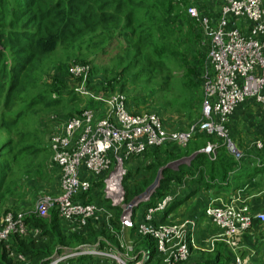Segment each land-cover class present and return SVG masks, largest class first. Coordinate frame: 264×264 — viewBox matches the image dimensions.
Here are the masks:
<instances>
[{
  "label": "built area",
  "instance_id": "built-area-1",
  "mask_svg": "<svg viewBox=\"0 0 264 264\" xmlns=\"http://www.w3.org/2000/svg\"><path fill=\"white\" fill-rule=\"evenodd\" d=\"M219 1L214 26L209 19L200 17L196 7L187 9L190 19L197 21L210 37V68L202 79L199 124L168 133L156 113L129 111L128 100L122 94L95 96L85 87L77 90L78 96L97 103L104 113L99 116V110L85 107L77 115L53 119L48 151L51 166L59 171L55 200L59 220L71 233H84L90 223L99 221L101 213L108 209L88 198L94 184L100 182L101 201L110 202V208H120L122 212L117 221L120 231L115 232L108 224L106 230L122 242L112 246L98 239L90 247L63 250L47 264H189L198 218L173 225L159 224L157 216L169 207L173 197L167 194L153 201L156 188L125 204L124 163L167 142L184 148L199 134L220 140L236 162L242 159L244 153L229 138V123L237 108L247 101L256 103L264 114V0ZM90 70V65H76L68 69V74L84 80ZM263 147L261 141L255 142L256 150ZM216 149L217 143H208L201 153L212 157ZM141 203L146 205L138 214L135 208ZM51 208L52 202L47 199L36 213L46 218ZM203 217L219 230V239L227 245L248 233L254 220L264 222V213L253 214L247 204L235 201L225 204L211 200ZM129 228L142 245L136 247L124 240L123 231ZM27 234L23 215L7 213L1 219L0 245L9 249L10 237ZM233 264L243 263L235 258Z\"/></svg>",
  "mask_w": 264,
  "mask_h": 264
},
{
  "label": "trees",
  "instance_id": "trees-1",
  "mask_svg": "<svg viewBox=\"0 0 264 264\" xmlns=\"http://www.w3.org/2000/svg\"><path fill=\"white\" fill-rule=\"evenodd\" d=\"M177 1L0 0V133L7 136L0 141V210L4 207L5 214L11 213L15 217L18 215L16 209L9 208L8 204L3 207L2 205L18 194L16 189L22 188L21 183L15 185L16 181H24L31 177V172L36 168L35 160L43 151L42 147L34 145L29 140L31 137L34 140L36 136L29 134L24 120L37 107L44 109L42 104L52 94L61 97L62 84L56 79L44 85L43 90H39V84L42 82V64L46 59L48 60L60 47L69 49L74 54L77 52L76 56L92 54L98 56L112 51L114 53L110 60L113 61L114 73L106 80V89L119 85L120 87L115 89L122 92V88L126 87L129 80L141 77L146 82L159 79L158 86L163 89L170 81L168 64L177 63L180 56L185 59V54L180 49L183 30L182 27H178V21L182 12ZM209 1L211 4H206L207 12L209 9V13H212L213 7L219 12L220 1ZM185 14L190 19L187 9ZM188 59L187 56L185 61ZM200 66V69H192L189 73L197 75L196 71H199L202 74L201 63ZM60 69L63 70L64 66ZM197 78V83L188 80L189 90L195 91L198 86L201 89L202 79ZM102 79L105 80L104 75ZM53 104L57 106L59 103L47 101L45 107L49 108ZM87 107L97 110L93 102ZM127 107L130 111L129 102ZM203 138L207 136L196 135L189 141L192 144L188 149L177 156L173 151L157 147L135 159L144 158L152 151L156 160H159L160 155L166 163L191 157L200 149L198 141ZM257 151L255 155L258 158V155L264 154V147ZM213 157L197 153L189 165L180 164L177 169H162L161 183L153 195V201L172 193L173 190L169 188L172 182L197 183L208 189L210 185L225 184L231 174L236 175L235 180L243 181L239 189L243 193H250V189L257 185L253 183L255 175L264 173V166L241 173L236 161L222 144H217ZM161 164L162 159L161 163L146 166L148 171L153 172L151 178H154L157 170L164 166ZM131 174V171L126 172L125 182L131 178ZM149 181L125 188V202L139 196ZM101 187L100 182L94 184L88 201H92L93 198L98 201L97 196L101 194ZM189 196L191 194L174 200L160 215L161 220L158 223L163 224L166 217ZM248 206L252 212L250 205ZM43 219L37 213L35 216L24 218L27 227L37 230L39 236L36 239L26 236L10 237L9 249L5 245H0V264H47L53 255L60 254L64 248L73 244L72 237L81 238L77 235L71 237L64 235L63 224L56 210L50 212L48 222ZM89 225L91 226V223ZM96 233L105 235V231L101 229L88 234V239H92ZM108 237L112 238L109 234ZM152 245L150 243L154 252ZM228 254L227 245L217 243L213 251L201 253L198 261L193 264H230Z\"/></svg>",
  "mask_w": 264,
  "mask_h": 264
},
{
  "label": "rangeland",
  "instance_id": "rangeland-1",
  "mask_svg": "<svg viewBox=\"0 0 264 264\" xmlns=\"http://www.w3.org/2000/svg\"><path fill=\"white\" fill-rule=\"evenodd\" d=\"M177 3L180 5V11L182 12L178 21V27H182L183 30L182 39L180 40V49L181 52L185 54V59L187 56L189 59L185 61V59L180 56L178 57L179 59L177 63L170 62L168 64L171 74L169 77L170 81L169 85L165 86L163 89L158 86V83H160L159 79L146 82L142 77L137 80H129L128 84H126V87L124 89L122 88V92L115 89V87H120L119 85L114 86L112 89H106V80L113 76L114 73V69L112 67L113 61L110 60L114 53L112 51L105 55L98 54V56H96L97 54L94 56L93 54L76 56L77 52L74 54L71 50L60 47L48 58V60L46 59V61L42 64V82L39 84V90H43L44 85L52 83L53 79L58 80L62 84L61 97H58L57 94H52V96L47 99L46 102L53 100L59 104L57 106H54L53 104L51 107L47 108L45 107L46 102H44L42 104L44 109H41L40 106L37 107V109L34 110L35 113L33 114V111L24 120V123H27L26 126L29 134L31 136H36L34 140L33 137H31L29 140L32 141L34 145L42 147L43 151L39 153L35 160L36 168L31 172V177L24 181L18 180L15 182V185L17 186L21 183V185H23L22 188L19 190L16 189V193L18 194H16L15 197L8 199L6 203L4 202L2 207L8 204L9 208L16 209L18 214L23 215L24 218H28L33 215L35 216L37 208L44 200L50 199L52 202V208L48 212V217L43 219V221L45 220L47 222L50 219V212L57 209L55 200L58 196L59 171L50 164L48 140L50 134L54 131L53 119L56 117H61L62 115L77 114L81 109L87 107L90 104L91 101L78 96L77 90L80 88L85 87L89 89L95 96L101 95L102 97H110L116 94H122L127 98L134 111H148L160 115V117L164 119V122L167 126L165 130L168 133L174 131L182 132L187 130L191 125L200 123L202 113V91L199 86L198 89H196L197 91H194L193 89L189 90L188 80L197 83V77H201V79H203L206 72L209 71L210 67L207 56L210 49V37L202 31L197 21L188 19L185 16V11L188 9L187 7H196L200 17L209 19L213 26L214 22L219 16V12H217L216 8L214 7L212 13H209V9L207 12L206 4H211L209 0H178ZM200 6L203 8L199 9L198 7ZM242 22L243 21H239V24ZM84 60L85 62H83ZM200 63L202 64V74L199 71H196L197 75L190 74V70L201 68ZM76 65H90L91 70L87 79L77 80L68 74V69ZM61 66H64L63 70L60 69ZM103 75L105 80L102 79ZM67 93H70V95H67ZM94 105L97 107L98 111V104L94 103ZM246 105L250 106V104ZM243 108L246 109L245 107ZM249 108L252 109L251 107ZM242 112L243 111H241V113ZM103 113L104 111L100 109L99 116ZM250 113L251 117L244 115L236 116L235 119L229 123V138H231L232 142L239 148H242L245 143L255 139L261 140L262 143L264 142V123L260 120L259 116H254V111ZM6 138V135L0 133V141ZM208 143L221 144L222 142L213 137L203 138L201 141H198L200 149L196 153H200L203 149H205V146ZM191 144L192 142H188L185 147L182 148L172 144L171 142H167L159 149H168L169 151H173L174 155L177 156L183 150L188 149L189 145ZM153 152L154 151L150 152L144 158L134 161V163H124V168L127 171L132 172L131 178L127 180V182H125L123 178L122 189L124 196L126 192L125 188H131L135 184L143 181L150 180L145 190L135 198L140 197L153 188H156L157 190L162 179V172L160 170L164 167L173 168L171 167L172 164L182 159L188 158L183 157L179 160L166 163V161L160 155L159 160H156L153 156ZM161 159V165L164 166L157 170L154 178H151L153 172L148 171L146 166L150 165L151 163H161ZM236 163L238 168L241 170V173H244L246 170L252 171L257 167L262 168L264 166V154L258 155V158L255 154H247L246 156L243 154L242 159ZM125 176L126 173L124 177ZM230 176L233 175L231 174ZM186 184L188 183L175 181L170 184L169 188H171L173 191H176L177 188L181 186H185L186 188ZM256 190L251 191L252 194H254ZM101 197L102 196L99 193L97 196L98 201L95 198L94 202H99L100 205L105 207L103 209L108 210L103 211L100 215L99 221L91 223V226L89 225L84 233H71L63 230L64 235L67 237H71L72 235H77L78 237L81 236V238L72 237L73 244L71 246H67L64 248V250H76L90 247L98 239H102L106 244L112 246L120 245L122 241H116V239H114L112 236V238L108 237L109 233L106 232L107 230L103 227V225L108 224L111 229L120 231V225L117 221L118 217L122 213L121 209L116 207L110 208L108 205L110 202H108V204L106 201L101 202ZM129 202L130 201L125 202V204H128ZM145 205L146 204L141 203L137 208H135L136 213L140 214ZM5 210L6 209H4V207L0 210V221L6 213ZM174 212L175 210H173L170 214ZM175 223L177 222L171 221L170 219L166 220V222L163 224L173 225ZM101 229L105 231V235L96 233L92 239H88V234L94 233L95 231ZM123 238L129 243L135 244L136 247L142 245V242H139L134 237V231L132 228H129L128 231H123ZM205 250L206 251L196 252L207 253L208 248H205ZM192 252L194 251H191L189 260L192 256ZM189 264L191 263L189 262Z\"/></svg>",
  "mask_w": 264,
  "mask_h": 264
},
{
  "label": "crops",
  "instance_id": "crops-1",
  "mask_svg": "<svg viewBox=\"0 0 264 264\" xmlns=\"http://www.w3.org/2000/svg\"><path fill=\"white\" fill-rule=\"evenodd\" d=\"M246 104H250V106ZM243 107H245L246 109H244ZM249 107H251L254 110L250 109ZM130 111L136 112L132 107L130 108ZM241 111L243 112L241 113ZM252 111H254V116L255 117L259 116L260 120L263 121L264 123V114L261 111L260 107L253 101H248V103L241 104L237 108L234 115L231 117L230 122L233 121L236 116L244 115L247 117H251L250 112ZM158 116L160 117V115ZM160 118L162 120V124L165 129L167 126L164 122V119L162 117ZM257 141H261V140L259 139L251 140L250 142L245 143L242 148H239L237 145L236 147L239 150H241L244 153V155L255 154V152H258L255 148V142ZM196 154L197 153H195V155ZM137 160L138 159H134L128 162L130 164V163H134V161ZM191 160H187L186 161L187 163L186 162L183 163L189 165ZM179 164L177 165L173 164L172 169H177ZM232 175L233 176H231L230 179L227 180L225 184H222L220 186L210 185L208 189H205L202 184L188 183L186 184L187 185L186 188L185 186L178 187L176 191H173L172 193L169 194L173 197V201L184 198L186 194L187 195L191 194V196H189L182 205H180L178 208L175 209L174 213L166 217V220L171 219V221H175L177 223H182L186 220H190L195 217L198 218L197 226L195 228L194 236H193L195 249L192 250L194 252H192V256L189 260L191 264H193L195 261H198V258L201 254L196 251H206L205 248H208L207 253H209L213 251L215 244L224 242L222 241V239H219L220 236L219 230L210 223L204 221L202 217L205 207L208 205V203L211 200H216L219 203L222 202L225 204H229L232 201H235L237 204L244 203L250 205L252 212H254L255 214L264 213V173H258L257 175H255L253 183H256L257 185L252 190L250 189V191H254L257 189L254 194H252V192L243 193L241 189H239L240 184L243 181L239 179L238 181L235 180L234 177L236 175L234 174ZM92 201H95V198H93ZM160 220H161L160 216H157L156 221L158 222ZM106 225L107 224H104L103 227L106 228ZM67 228H68L67 226L66 227L64 225L62 226V229L64 231H67ZM114 231L118 232V230L115 229ZM38 236L39 233L37 230L28 228V234L26 235V237L36 239ZM110 236L114 238L113 235L110 234ZM227 248L229 251L228 255L230 258V264L234 263L235 258L240 259L243 264H264V222L254 220L250 231L241 237L232 239L231 242H229V245H227Z\"/></svg>",
  "mask_w": 264,
  "mask_h": 264
},
{
  "label": "water",
  "instance_id": "water-1",
  "mask_svg": "<svg viewBox=\"0 0 264 264\" xmlns=\"http://www.w3.org/2000/svg\"><path fill=\"white\" fill-rule=\"evenodd\" d=\"M201 153V152H200ZM195 155V154H194ZM194 155H192L191 157H189V158H186V159H182V160H180V161H177V162H175L174 164L175 165H177V164H179V163H183V162H185V160H191L193 157H194ZM173 166V164L171 165V167ZM164 168H167V167H164ZM163 168V169H164ZM160 171H162V169L160 170Z\"/></svg>",
  "mask_w": 264,
  "mask_h": 264
}]
</instances>
